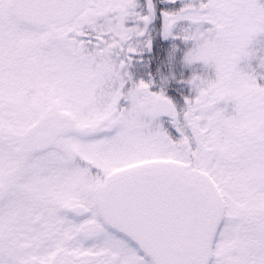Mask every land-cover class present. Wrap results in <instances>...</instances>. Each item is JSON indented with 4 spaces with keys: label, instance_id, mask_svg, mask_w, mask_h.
I'll return each mask as SVG.
<instances>
[{
    "label": "snow or ice",
    "instance_id": "obj_1",
    "mask_svg": "<svg viewBox=\"0 0 264 264\" xmlns=\"http://www.w3.org/2000/svg\"><path fill=\"white\" fill-rule=\"evenodd\" d=\"M0 264H264V0H0Z\"/></svg>",
    "mask_w": 264,
    "mask_h": 264
}]
</instances>
